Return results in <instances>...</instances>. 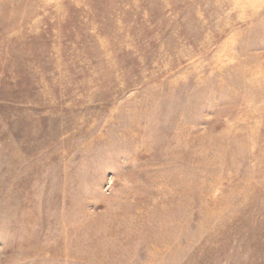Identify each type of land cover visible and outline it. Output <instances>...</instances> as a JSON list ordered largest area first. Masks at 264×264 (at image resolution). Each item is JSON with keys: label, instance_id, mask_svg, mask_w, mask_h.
Masks as SVG:
<instances>
[{"label": "rangeland", "instance_id": "obj_1", "mask_svg": "<svg viewBox=\"0 0 264 264\" xmlns=\"http://www.w3.org/2000/svg\"><path fill=\"white\" fill-rule=\"evenodd\" d=\"M0 264H264V0H0Z\"/></svg>", "mask_w": 264, "mask_h": 264}]
</instances>
